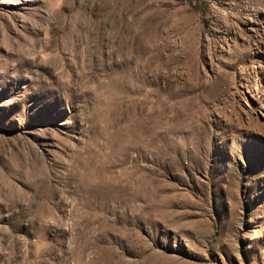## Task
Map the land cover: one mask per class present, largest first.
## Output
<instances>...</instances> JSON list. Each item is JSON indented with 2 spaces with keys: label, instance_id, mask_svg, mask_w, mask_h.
I'll use <instances>...</instances> for the list:
<instances>
[{
  "label": "rangeland",
  "instance_id": "obj_1",
  "mask_svg": "<svg viewBox=\"0 0 264 264\" xmlns=\"http://www.w3.org/2000/svg\"><path fill=\"white\" fill-rule=\"evenodd\" d=\"M0 264H264V0H0Z\"/></svg>",
  "mask_w": 264,
  "mask_h": 264
}]
</instances>
